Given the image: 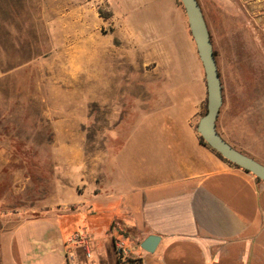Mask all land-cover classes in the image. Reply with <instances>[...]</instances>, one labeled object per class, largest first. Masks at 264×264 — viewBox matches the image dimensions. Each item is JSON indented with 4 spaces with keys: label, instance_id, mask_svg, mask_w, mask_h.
<instances>
[{
    "label": "crops",
    "instance_id": "crops-1",
    "mask_svg": "<svg viewBox=\"0 0 264 264\" xmlns=\"http://www.w3.org/2000/svg\"><path fill=\"white\" fill-rule=\"evenodd\" d=\"M142 1L94 0V17L102 8L107 17L99 19L108 27L106 45L94 46V54L105 51L109 65L124 69H163L162 55L177 53L180 61L171 68L191 63L198 76L167 79V92L145 93L128 92L110 75L101 98L94 79V102L102 106L94 126L106 134L105 151L94 157V175H77L79 161L65 159L62 171L73 176L56 199L60 206L48 201L17 209L0 229V264H264V181L220 158L196 131L207 89L184 7L178 0H152L162 1L167 11L170 6L172 16L164 14L160 31L149 33L138 12ZM11 3L0 0V78L19 64L8 41L11 12L18 11ZM34 20L25 30L33 29ZM189 82L194 92H187ZM222 86L218 133L264 165V105L256 108L257 101L243 102L230 85ZM240 121L251 135L238 129ZM82 213L94 214V224ZM78 233L91 240V259L69 244ZM151 235L160 241L147 253L141 243ZM118 239L133 249L126 262L117 256Z\"/></svg>",
    "mask_w": 264,
    "mask_h": 264
},
{
    "label": "rangeland",
    "instance_id": "rangeland-1",
    "mask_svg": "<svg viewBox=\"0 0 264 264\" xmlns=\"http://www.w3.org/2000/svg\"><path fill=\"white\" fill-rule=\"evenodd\" d=\"M11 1L18 11L11 12L14 28L8 41L19 64L0 78V145L4 146L0 149V229L7 228L17 209L48 201L54 208L60 206L56 199L67 191L73 176L62 171L65 159L79 161L77 175L85 179L94 175V157H101L106 145V134L94 126V114L102 111L101 104L94 102V79L101 98L110 75L118 77L128 92L145 93L167 92L171 87L162 85L167 79L198 76L191 63L184 62V69L171 68L178 61L177 53L162 55L163 69H154L152 64L147 69L109 65L105 51L94 54V46L106 45L108 32L101 16L94 17V0ZM198 1L222 82L243 102L257 101L256 108L263 106L264 0ZM112 7L119 14L117 6ZM170 8L167 11L162 1H142L138 12L145 17L143 29L160 31L163 15L172 16ZM100 12L107 15L102 8ZM33 19V29L25 30ZM189 84L187 92H194L193 82ZM237 127L251 135L245 121ZM82 215L94 224V214Z\"/></svg>",
    "mask_w": 264,
    "mask_h": 264
},
{
    "label": "water",
    "instance_id": "water-1",
    "mask_svg": "<svg viewBox=\"0 0 264 264\" xmlns=\"http://www.w3.org/2000/svg\"><path fill=\"white\" fill-rule=\"evenodd\" d=\"M180 1L203 66L207 89L206 111L197 123V131L209 147L227 161L264 181V165L234 148L217 131V119L223 105V86L211 34L199 1ZM159 241L158 236L151 235L141 243V248L147 253H153Z\"/></svg>",
    "mask_w": 264,
    "mask_h": 264
},
{
    "label": "built area",
    "instance_id": "built-area-1",
    "mask_svg": "<svg viewBox=\"0 0 264 264\" xmlns=\"http://www.w3.org/2000/svg\"><path fill=\"white\" fill-rule=\"evenodd\" d=\"M69 244L82 249L88 259L92 258V242L88 236L78 233L72 237ZM115 249L119 260L122 262L128 261L132 256L133 249L130 248L123 240L116 243Z\"/></svg>",
    "mask_w": 264,
    "mask_h": 264
},
{
    "label": "trees",
    "instance_id": "trees-1",
    "mask_svg": "<svg viewBox=\"0 0 264 264\" xmlns=\"http://www.w3.org/2000/svg\"><path fill=\"white\" fill-rule=\"evenodd\" d=\"M181 5H182V3L181 2H179ZM183 6V5H182ZM102 17H107V15H101ZM215 54H216V52H215ZM196 131H197V125H196ZM200 136V135H199ZM200 142L203 144V145H205V146H208L209 147V145L204 141V139L200 136ZM211 148V147H210ZM214 152H216L214 149H212ZM217 153V155L220 157V158H222L223 160H225V161H227L225 158H223L218 152H216ZM227 162H229V161H227ZM230 164H232V165H234V166H236V167H238L237 165H235V164H233V163H231V162H229ZM240 168V167H239ZM258 180H260L259 178H257ZM261 181V180H260Z\"/></svg>",
    "mask_w": 264,
    "mask_h": 264
}]
</instances>
